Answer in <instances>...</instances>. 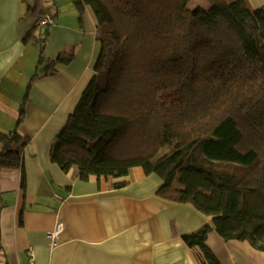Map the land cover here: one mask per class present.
I'll use <instances>...</instances> for the list:
<instances>
[{"label":"trees","instance_id":"obj_1","mask_svg":"<svg viewBox=\"0 0 264 264\" xmlns=\"http://www.w3.org/2000/svg\"><path fill=\"white\" fill-rule=\"evenodd\" d=\"M205 1L207 9L190 0L75 1L79 27L86 7L95 16L100 53L50 160L80 181L119 179L135 167L155 174L158 197L211 220L180 235L197 264H220L206 245L212 230L264 252V6ZM47 36L36 39L27 92L74 58L72 47L45 58ZM34 38L31 29L22 42ZM24 104L15 128L0 132V172L19 171L22 187Z\"/></svg>","mask_w":264,"mask_h":264},{"label":"crops","instance_id":"obj_2","mask_svg":"<svg viewBox=\"0 0 264 264\" xmlns=\"http://www.w3.org/2000/svg\"><path fill=\"white\" fill-rule=\"evenodd\" d=\"M75 1L0 0V132L15 128L25 102L19 131L30 139L23 153L25 187L19 171L0 172V264H30L29 250L35 264H197L180 235L212 227L211 220L190 204L158 197V176L135 167L119 179L80 181L50 160L51 145L93 78L100 53L95 16L86 7L79 27ZM243 1L250 9L264 6V0ZM43 14L53 24L36 27ZM31 29L35 38L23 43ZM47 30L44 57L54 60L72 47L74 58L52 76L33 80L27 92L38 66L35 42ZM117 182L126 185L115 189ZM56 223L63 230L53 246L48 234ZM206 245L220 264H264V252L246 241H224L214 230Z\"/></svg>","mask_w":264,"mask_h":264},{"label":"built area","instance_id":"obj_3","mask_svg":"<svg viewBox=\"0 0 264 264\" xmlns=\"http://www.w3.org/2000/svg\"><path fill=\"white\" fill-rule=\"evenodd\" d=\"M51 24H53V19L51 16L47 14L41 15L35 22L36 27H44ZM62 230H63L62 224L56 223L53 230L48 234V238L51 240L53 246L57 245L58 236L60 235ZM28 255H29V263L35 264L33 261L31 250L28 251Z\"/></svg>","mask_w":264,"mask_h":264},{"label":"rangeland","instance_id":"obj_4","mask_svg":"<svg viewBox=\"0 0 264 264\" xmlns=\"http://www.w3.org/2000/svg\"><path fill=\"white\" fill-rule=\"evenodd\" d=\"M64 1L67 2V1H70V0H64ZM230 1H231V0H230ZM236 1H237V0H236ZM233 2H234V1H233ZM225 3H226V2H225ZM231 3H232V2H231ZM245 3L247 4L246 1H245ZM200 5H201V6H200ZM199 6L202 7V8H203V7H208V6L205 5V4L202 5V4H201V1H200L199 3H198L197 0H191V1H190V7L193 8V7H199ZM190 7H189V8H190ZM192 8H191V9H192ZM26 87H27V86H26ZM13 90H14L13 93L15 94V91H17V88H14ZM25 91H26V88H25ZM24 94H25V93H24Z\"/></svg>","mask_w":264,"mask_h":264}]
</instances>
